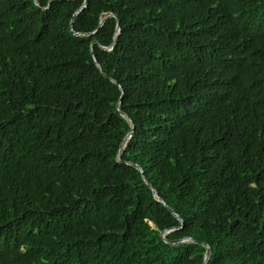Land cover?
Returning a JSON list of instances; mask_svg holds the SVG:
<instances>
[{
    "label": "trees",
    "instance_id": "obj_1",
    "mask_svg": "<svg viewBox=\"0 0 264 264\" xmlns=\"http://www.w3.org/2000/svg\"><path fill=\"white\" fill-rule=\"evenodd\" d=\"M204 245L264 264V0H0V264Z\"/></svg>",
    "mask_w": 264,
    "mask_h": 264
},
{
    "label": "water",
    "instance_id": "obj_2",
    "mask_svg": "<svg viewBox=\"0 0 264 264\" xmlns=\"http://www.w3.org/2000/svg\"><path fill=\"white\" fill-rule=\"evenodd\" d=\"M85 1V0H84ZM103 19L101 20L100 23H102ZM71 24V23H70ZM116 30H118V26L116 27ZM122 117H124L125 119H127V117L122 114ZM134 126L133 124H131V128H130V131L126 134V137L128 138L130 136V132L133 130ZM116 158L118 159V155L116 156ZM135 168H137L140 172H141V169L139 168V166H137L136 164H132ZM145 181V180H144ZM145 183H147L145 181ZM149 185V184H148ZM150 186V185H149ZM151 188V191L153 193V195L156 197V200L160 201L161 203H163V201L157 196V193L153 190V188L150 186ZM172 214H174L176 216L177 219H179L180 223H182L181 219L170 209V208H167ZM178 228H181V226H179ZM174 229V228H173ZM167 232V231H166ZM165 232H160V236L163 237ZM189 238H182V239H178V240H173V242H179V241H188ZM193 241V240H191ZM205 247V251H204V255H203V262L202 264L205 263L206 259H207V256H208V247L207 245H204Z\"/></svg>",
    "mask_w": 264,
    "mask_h": 264
}]
</instances>
